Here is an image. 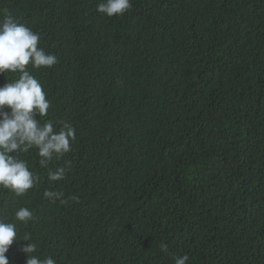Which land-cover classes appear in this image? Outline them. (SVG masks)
Masks as SVG:
<instances>
[{
  "label": "trees",
  "instance_id": "16d2710c",
  "mask_svg": "<svg viewBox=\"0 0 264 264\" xmlns=\"http://www.w3.org/2000/svg\"><path fill=\"white\" fill-rule=\"evenodd\" d=\"M99 2L0 0V21L44 31L58 64L28 70L77 133L47 169L23 155L39 182L0 215L30 208L19 237L56 264H264V0Z\"/></svg>",
  "mask_w": 264,
  "mask_h": 264
},
{
  "label": "clouds",
  "instance_id": "9594fccd",
  "mask_svg": "<svg viewBox=\"0 0 264 264\" xmlns=\"http://www.w3.org/2000/svg\"><path fill=\"white\" fill-rule=\"evenodd\" d=\"M131 7V0H100L96 6L97 11L107 17L128 14ZM43 32L34 31L11 15L0 21V74H16L11 80L5 78L7 82L0 86V200L6 203L7 211L11 209L9 194L21 199L40 179L23 155L32 153L39 167L47 169L54 159L71 152L77 136L71 123L57 125L46 119L51 101L42 83L28 70L29 66L42 69L58 64L56 55L42 46ZM65 176L63 167L48 173L51 182ZM62 195L53 190L44 192L49 199H61ZM11 216L10 220L7 215H0V264H9L6 253L14 241L28 242L21 249L27 255L26 264H56L53 256L36 254L37 243L31 241L30 234L23 239L19 237L18 225L31 222L33 211L20 206ZM160 248L166 251L167 244L162 243ZM188 259L187 255L178 256L175 264H186Z\"/></svg>",
  "mask_w": 264,
  "mask_h": 264
}]
</instances>
